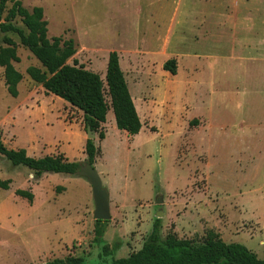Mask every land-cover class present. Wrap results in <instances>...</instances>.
<instances>
[{
  "label": "rangeland",
  "instance_id": "obj_1",
  "mask_svg": "<svg viewBox=\"0 0 264 264\" xmlns=\"http://www.w3.org/2000/svg\"><path fill=\"white\" fill-rule=\"evenodd\" d=\"M19 1L29 10L42 7L48 38L75 43L68 63L76 60L104 84L108 52L120 54L143 126L130 136L116 128L109 109L92 133L94 168L110 194L107 256L93 244L94 202L85 177L36 180L0 156V181L11 182L0 188V264L126 258L142 247L160 211L162 238L202 243L213 232L264 259V0ZM152 30H168L164 47L148 45ZM8 36L23 78L13 98L0 67L1 140L9 149L40 142L84 164L82 112L27 76L28 67L41 66ZM170 59L176 75L162 68ZM29 156L36 158V150ZM19 189L34 195L32 203L15 194Z\"/></svg>",
  "mask_w": 264,
  "mask_h": 264
},
{
  "label": "trees",
  "instance_id": "obj_2",
  "mask_svg": "<svg viewBox=\"0 0 264 264\" xmlns=\"http://www.w3.org/2000/svg\"><path fill=\"white\" fill-rule=\"evenodd\" d=\"M10 8H7L8 4ZM5 14V15H4ZM18 19L21 26L14 23ZM2 20V22H1ZM15 35L21 46L26 48L39 62L41 67L30 66L27 76L41 85L46 94L68 103L83 114L85 129L98 132L100 125L106 122L111 109L116 128L130 136L139 134L142 123L137 114L124 74L120 68L119 55L116 51L108 54L105 84L100 76L73 60L76 46L72 39L62 37L48 38V22L44 19L43 8L35 6L25 8L19 0H0V67L7 93L16 98L22 74L14 63L19 62L16 43L8 36ZM163 70L176 75V60L170 59L163 64ZM106 88V91H105ZM106 94L109 103L106 101ZM109 104V105H108ZM99 138L104 134L99 132ZM86 160L94 167L98 149L93 140H86L84 149ZM0 156L12 166H24L32 171L33 178L39 180L44 174L74 175L82 163L69 161L64 155H52L34 158L26 150H13L5 146L0 138ZM10 180L0 181V188L8 190ZM15 194L32 203L34 195L30 191L16 190ZM93 244L101 250L100 256L108 253L104 241L107 221H95ZM161 220L155 219L152 231L142 247L126 258H111L100 264H264V259L238 243H225L213 232L208 233L204 242L195 243L179 239L175 235L160 234ZM99 252V251H98ZM46 264H87L81 257L68 256L53 259Z\"/></svg>",
  "mask_w": 264,
  "mask_h": 264
},
{
  "label": "water",
  "instance_id": "obj_3",
  "mask_svg": "<svg viewBox=\"0 0 264 264\" xmlns=\"http://www.w3.org/2000/svg\"><path fill=\"white\" fill-rule=\"evenodd\" d=\"M87 137L88 140H92L94 135L90 128H87ZM75 175L85 177L87 179L88 184L91 187V192L93 196L94 202V210L92 212L93 219L95 221H109L111 219L110 214V195L107 190L102 184L101 178L95 168L89 163L85 162L80 166V168L76 171ZM156 203H161V199L158 198ZM163 213L160 211L156 214L157 219Z\"/></svg>",
  "mask_w": 264,
  "mask_h": 264
},
{
  "label": "crops",
  "instance_id": "obj_4",
  "mask_svg": "<svg viewBox=\"0 0 264 264\" xmlns=\"http://www.w3.org/2000/svg\"><path fill=\"white\" fill-rule=\"evenodd\" d=\"M151 33H146L147 34V38H146V40L147 39H149L148 41H146V42H148L147 44L148 45H151V46H159V47H164V45H166V41H167V37H168V30H166V32H165V34L163 35L162 33H159L157 30L155 31V30H152V31H150ZM135 44H136V42H135ZM118 53V52H117ZM108 54H109V52H108ZM118 55H119V64H120V68H121V70H122V72H123V74H124V69H122V67H121V63H122V59H121V56H120V54L118 53ZM107 60H108V58H107ZM120 61H121V63H120ZM162 68H163V66H162ZM88 69V68H87ZM124 77H125V74H124ZM127 83V82H126ZM128 86V85H127ZM128 89H129V86H128ZM130 92V91H129ZM132 96H133V94H132ZM131 96V97H132ZM133 100V99H132ZM133 103H134V101H133ZM135 108H137V106H135ZM136 111H137V109H136ZM137 114H138V112H137ZM51 117H52V115H51ZM47 121H49V122H51L52 121V118L51 119H48ZM46 121V122H47ZM47 124V123H46ZM80 128H81V125H80ZM15 137V136H14ZM82 137V139H83V141H84V145L82 146V157L84 158V156H85V154H84V149H85V144H86V139L84 138V134L81 136ZM11 147V146H10ZM13 150H18V149H24V150H26V152H27V154L29 155V154H31L32 155V153H34V151L36 150V158H42V157H45V156H52V155H58V154H62V155H64L65 156V154L64 153H61V152H58V150H54V151H51L50 149H47L46 148V145L45 144H43V143H40V142H38V143H36V147L33 145V144H23V145H18V146H15L14 148H12ZM32 157V156H31ZM35 158V157H34ZM95 169H96V167H95ZM99 174V173H98ZM45 175V174H44ZM99 176H101L100 178H101V181H103L104 180V178H103V176H102V174H99ZM103 184V183H102ZM110 195V194H109ZM117 259V258H116Z\"/></svg>",
  "mask_w": 264,
  "mask_h": 264
}]
</instances>
